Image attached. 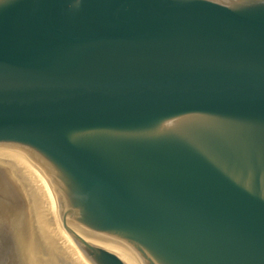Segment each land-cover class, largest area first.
<instances>
[{"label": "water", "instance_id": "water-1", "mask_svg": "<svg viewBox=\"0 0 264 264\" xmlns=\"http://www.w3.org/2000/svg\"><path fill=\"white\" fill-rule=\"evenodd\" d=\"M0 150L89 264H264V0H0ZM29 217L0 163V264Z\"/></svg>", "mask_w": 264, "mask_h": 264}, {"label": "bare ground", "instance_id": "bare-ground-1", "mask_svg": "<svg viewBox=\"0 0 264 264\" xmlns=\"http://www.w3.org/2000/svg\"><path fill=\"white\" fill-rule=\"evenodd\" d=\"M0 163L11 172L29 200V264H89L60 227L55 199L44 177L14 151L0 150ZM123 255L129 264H137L126 253ZM116 256L127 264L118 254Z\"/></svg>", "mask_w": 264, "mask_h": 264}, {"label": "rangeland", "instance_id": "rangeland-1", "mask_svg": "<svg viewBox=\"0 0 264 264\" xmlns=\"http://www.w3.org/2000/svg\"><path fill=\"white\" fill-rule=\"evenodd\" d=\"M127 264H129V261H128V259H126L125 257H124V255L123 254H118Z\"/></svg>", "mask_w": 264, "mask_h": 264}]
</instances>
